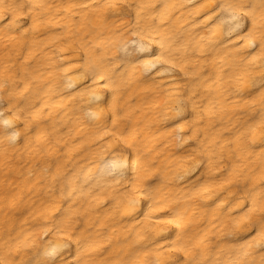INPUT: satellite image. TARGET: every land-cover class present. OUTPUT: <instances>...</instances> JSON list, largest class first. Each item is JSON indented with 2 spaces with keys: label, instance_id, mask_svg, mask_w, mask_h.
I'll use <instances>...</instances> for the list:
<instances>
[{
  "label": "bare ground",
  "instance_id": "bare-ground-1",
  "mask_svg": "<svg viewBox=\"0 0 264 264\" xmlns=\"http://www.w3.org/2000/svg\"><path fill=\"white\" fill-rule=\"evenodd\" d=\"M236 2L124 0L112 9L106 0H0L24 5L25 13L20 28H9L7 17L0 21V250L11 247L18 261L41 240L57 244L67 233L45 236L55 219L87 236L79 251L72 246L80 264H145L152 257L134 230L136 213L121 207L132 184L107 180L121 171L109 166L123 160L110 151L135 142L141 171L131 179L158 178L152 187L158 214L180 220L165 235L181 236L188 249L176 256L181 264H261L264 249L248 247L252 237L224 235L230 227L216 204L174 179L194 153L205 163V179L222 185V200L264 192L261 94L251 88L237 94L227 73L239 57L216 46L213 25L205 23L211 7ZM243 2L257 21L264 17V0ZM149 40L156 42L149 53L163 51L176 64L163 78L143 72L136 57L145 54L132 51ZM92 64H102L115 82V90H103L107 100L124 95V122L115 129L103 105L88 107ZM73 191L74 207L59 216ZM150 203L142 204L140 220L153 210Z\"/></svg>",
  "mask_w": 264,
  "mask_h": 264
},
{
  "label": "snow or ice",
  "instance_id": "snow-or-ice-1",
  "mask_svg": "<svg viewBox=\"0 0 264 264\" xmlns=\"http://www.w3.org/2000/svg\"><path fill=\"white\" fill-rule=\"evenodd\" d=\"M123 2L124 0H106L105 7L116 9ZM136 7L138 9L146 8L149 11L154 10L151 4H140ZM23 9L24 5L5 6L0 4V21H4L7 17L9 28L15 25L21 26V20L25 15ZM205 15V23L211 21L213 25L210 31L213 33L214 42H218L216 46L225 45L234 50L239 57L238 63L232 65V71L227 73L229 80L236 88L237 94L243 88H251L260 92L261 102L264 103V17L257 21L254 12L243 0H238L236 3H217L215 7H211V14ZM137 27H139V23H137ZM24 30L27 31V29ZM133 43L135 44V42ZM154 43L156 42L153 40H149L147 43H139L132 51L145 54V58L136 57L143 72L149 75L155 73L158 77L163 78L164 74L170 73L176 68V64L172 63L170 58H165L166 54L163 51L159 55L149 53V47ZM160 47L163 48L162 43ZM125 53L127 54L126 49ZM91 77L93 87L89 89V94L93 100L98 101L102 91L111 85L104 76L98 75L95 70L91 71ZM248 94L251 95L252 93L249 92ZM179 114V110H177V115ZM5 123L8 122L5 121ZM257 127L264 134V117L261 118ZM251 131L255 132L256 128H252ZM185 159L187 162L182 164L183 171H180L174 178L183 177L186 184L190 185L194 197L201 200H212V203L216 204L220 215L225 218L230 227V230L224 235H239L241 239L252 237L248 247L264 249V203H262L264 202V192L261 193L259 199L248 193L244 197L237 198L236 195H232L230 200H222L218 195L222 191V185L213 183L211 176L205 179L201 171L205 167L204 161L197 159L194 153L189 154ZM109 167L112 170H122L124 161L113 162ZM140 180L141 178H138L136 182H132L131 191L125 190L121 207L128 214L136 213L132 216V219L138 221L134 230H139L138 235L141 239L146 238L150 241L149 252L147 253L152 257L150 264H181L176 256L188 255V249L182 243V237L178 235L175 239H170L168 235H165L168 227L179 226L180 220L170 217L168 213H164L163 216L159 215L158 213L162 210L157 207H151L153 210L143 215V219L140 220L139 216L143 214L142 204L147 203L152 198L153 187L152 184L141 187ZM146 192L149 195L146 196ZM249 198L251 205L247 202ZM217 201H219L218 204ZM138 206L139 212H137ZM65 240H70L67 234L62 236L60 242L46 248L43 254L48 257L57 255L60 249L67 246L63 242ZM184 264H189V262L184 261ZM261 264H264V259L261 260Z\"/></svg>",
  "mask_w": 264,
  "mask_h": 264
},
{
  "label": "clouds",
  "instance_id": "clouds-1",
  "mask_svg": "<svg viewBox=\"0 0 264 264\" xmlns=\"http://www.w3.org/2000/svg\"><path fill=\"white\" fill-rule=\"evenodd\" d=\"M19 25H15L12 28H19ZM95 70L98 75L104 76L105 80L112 86V88L115 90V82L111 80V78L108 76L106 70L103 68L102 64H92L86 69V75L91 77V71ZM92 78V77H91ZM115 95V91L113 92ZM87 99L91 101L88 104L89 108H102V112L104 115L107 116L108 119L113 121V128L115 129L118 125L122 124L124 122V113L126 111V106L123 103L124 101V95L121 93L118 99L114 101H109L103 96V91L100 96V100H93L91 95H88ZM3 99L0 98V106H3ZM21 115H23V112H21ZM126 131V129H125ZM20 132L13 133L14 139L18 140L20 137ZM136 144L133 143H127L124 142L123 146L118 143L109 153V156L114 153H119L124 161V167L123 169L116 173L115 175H110L107 177V180L109 181H116L119 184H124L125 182H128L129 184H132V182H136L139 176L137 175L136 180H132L131 178L134 176V174H138L141 171L140 168V160L141 157L138 152L135 151ZM69 163L71 161L69 160ZM176 181L180 183H186L185 179L183 177L176 179ZM158 182V178L156 180H153L152 183H147L145 180H140L139 184L141 187H145L149 184H155ZM76 193L70 192L68 193V198L65 200V204L67 205L66 208H60L58 210L59 216L63 217L66 215L71 209L74 207V204L72 203L73 197H75ZM145 195H149V193H145ZM151 199L148 202L150 203V207H156V203L154 202V196L153 193H151ZM139 207V206H138ZM52 227L45 233V236H52V235H59L60 233H67V235L70 237V240L63 241L67 246L65 248H62L59 250L57 255L55 256H45L43 253L46 248L52 245L53 242H47L45 243L43 240L40 241L38 245L33 246L35 251L33 253H26L25 257L20 260H15L13 258V252L14 250L9 247L6 251L0 250V264H80V258L77 257L75 259H72V246H75V250L79 251L81 248L85 246L87 243V236L85 235H78V229H72L71 225L64 226L61 223H57L55 219L51 221ZM145 244L147 247L150 245V241H148L146 238ZM61 241V240H60ZM59 241V242H60ZM43 248L44 251L40 252L39 248ZM19 251V250H16ZM71 257V258H69ZM189 262V264H194V261L191 259L186 260ZM145 264H150V260L146 261Z\"/></svg>",
  "mask_w": 264,
  "mask_h": 264
}]
</instances>
